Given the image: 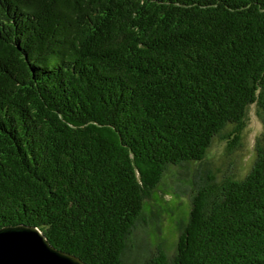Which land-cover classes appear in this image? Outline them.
Returning <instances> with one entry per match:
<instances>
[{
    "label": "trees",
    "instance_id": "1",
    "mask_svg": "<svg viewBox=\"0 0 264 264\" xmlns=\"http://www.w3.org/2000/svg\"><path fill=\"white\" fill-rule=\"evenodd\" d=\"M251 105L252 164L219 175L208 148L237 149ZM187 163L173 252L144 253V203ZM18 224L88 264H264V0H0V227Z\"/></svg>",
    "mask_w": 264,
    "mask_h": 264
},
{
    "label": "rangeland",
    "instance_id": "2",
    "mask_svg": "<svg viewBox=\"0 0 264 264\" xmlns=\"http://www.w3.org/2000/svg\"><path fill=\"white\" fill-rule=\"evenodd\" d=\"M261 131V122L254 113V106L251 105L247 110V123L241 145L237 149L228 150L226 140L219 137H215L211 142L207 159L212 168L219 175L230 173L236 178H242L252 164L254 141ZM194 167L193 163L169 167L155 191L145 201L147 224L139 232L144 242L141 249L144 253L153 251L155 246L161 243L166 253L172 254L176 239L188 218L190 182Z\"/></svg>",
    "mask_w": 264,
    "mask_h": 264
},
{
    "label": "water",
    "instance_id": "3",
    "mask_svg": "<svg viewBox=\"0 0 264 264\" xmlns=\"http://www.w3.org/2000/svg\"><path fill=\"white\" fill-rule=\"evenodd\" d=\"M0 264H88L50 244L35 226L0 227Z\"/></svg>",
    "mask_w": 264,
    "mask_h": 264
}]
</instances>
